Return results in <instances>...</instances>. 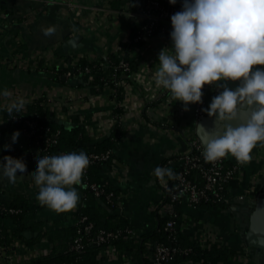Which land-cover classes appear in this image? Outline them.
Returning a JSON list of instances; mask_svg holds the SVG:
<instances>
[{"label": "crops", "instance_id": "crops-1", "mask_svg": "<svg viewBox=\"0 0 264 264\" xmlns=\"http://www.w3.org/2000/svg\"><path fill=\"white\" fill-rule=\"evenodd\" d=\"M135 1L0 0V92L10 93L8 97L0 95V126L5 123V109L11 100L22 98L31 104L44 97L60 123L71 126L75 124L72 119L78 118L92 145L111 137L113 159L99 171L100 179L117 191L112 212L127 219L139 231L136 239H140L155 231L166 214V195L154 169L188 149L189 139L197 137V119L194 104L185 111L183 102L155 84L158 53L171 47V39L170 35H155L133 42L137 23L133 14L137 12L130 9ZM76 35H81V42L72 43ZM113 52L128 56L135 66L127 80L120 78L119 85L114 84L118 78H113L108 65ZM82 59L103 64V86H89L91 81L80 74L68 76V70ZM257 67L264 65L253 66ZM236 83L229 82V86ZM118 129L120 133L114 136ZM251 156L250 161L241 163L240 174L230 184V194L235 198L228 208L194 207L185 199L178 203L181 228L193 240L200 244L209 239L210 245L238 252L222 264H264V254L243 239L245 217L263 194L264 143H258ZM26 169L28 175L14 186L0 181V200L26 194L39 203L38 188L30 181L36 170ZM73 187L81 198L77 207L59 212L43 205L35 214L42 232L26 230L28 242L14 239L9 252L0 246V264H20L47 255L55 246L59 248L43 231L74 225L80 209L90 204L82 187ZM93 204L99 206L102 201L97 198ZM6 226L13 228L9 220ZM156 242L155 238L144 242L140 254L144 264L153 263ZM115 251V256H99L100 263L122 264L127 254L130 263L139 264L130 251Z\"/></svg>", "mask_w": 264, "mask_h": 264}, {"label": "clouds", "instance_id": "clouds-1", "mask_svg": "<svg viewBox=\"0 0 264 264\" xmlns=\"http://www.w3.org/2000/svg\"><path fill=\"white\" fill-rule=\"evenodd\" d=\"M175 5L177 0H169ZM171 47L158 53L155 84L183 102L203 103L202 89H219L202 111L214 126L195 123L204 159L216 161L228 154L239 162L252 159V150L264 143V0H182L181 10L170 17ZM229 82H238L230 87ZM0 95L8 97L7 90ZM22 98L11 100L8 113L25 109ZM2 123V122H0ZM70 130V125H69ZM21 139L11 136L15 146ZM8 146H5V150ZM30 176L38 188L41 205L64 212L77 207L80 194L74 185L82 183L90 164L83 150L43 155ZM157 177H171V168L157 166ZM28 175L23 162L0 159V181L15 185Z\"/></svg>", "mask_w": 264, "mask_h": 264}, {"label": "trees", "instance_id": "trees-1", "mask_svg": "<svg viewBox=\"0 0 264 264\" xmlns=\"http://www.w3.org/2000/svg\"><path fill=\"white\" fill-rule=\"evenodd\" d=\"M146 0H136L131 4V11L140 13L144 10ZM139 25L133 28V35L138 30ZM121 57H124L130 62L131 73L134 72L135 66L131 62L128 56H122L121 52H113L108 56L110 70L116 74V79L120 81L127 80L130 73L125 72L122 69H116L115 65H118ZM100 62H92L88 60H79L72 68V73L78 74L77 69H84L89 66L92 69V77H84L90 80L89 86L102 85L106 82L103 75V68ZM115 84V82H114ZM215 94L212 92H206V108L211 102L212 97ZM121 97V96H120ZM26 107L22 111V120L12 119L14 115H18L20 112L6 113L5 123L0 126V159L4 157H10L15 162H23L24 166L30 170H36L37 160L36 157H30L33 146L37 141L41 143L48 137H51L55 142H52L49 146V152L51 154H56L61 151H79L83 150L87 154L91 152H101L104 150L112 149L113 140L111 137L96 145H92L90 142V136L86 133L85 126L80 125L78 118H73L72 121L74 125L69 126L65 123H60L56 117V111L49 107L50 103L44 97L36 99L31 104H25ZM195 105V104H194ZM206 113V112H205ZM207 115V113H206ZM24 117L36 120L40 126L48 128V132L38 131L34 136H27L23 133L26 124L24 123ZM14 133H18L21 139L17 142L15 146L12 145L11 136ZM120 133H114V136ZM39 134H43V139L37 138ZM8 149L5 150V146ZM30 157V158H28ZM113 159V158H112ZM111 159V160H112ZM110 160V161H111ZM110 161L96 162L89 166L88 175L92 181L101 183L99 171ZM82 187V191L86 194V197L90 204L83 206L78 217L85 215L88 217L86 223H92L94 226V231H99L101 229L106 231L117 230L120 228L130 227L131 223L117 214L113 213L112 210L116 208V203L109 204L105 195L97 197L95 193L88 187L84 185V174L82 177V183L79 185ZM114 192V200L117 199V191L108 189ZM229 195V188L226 191ZM97 198L101 199L102 204L99 206H94L92 203H96ZM0 203L7 205L8 207H13L19 209V213L11 214L0 211V246L9 252L12 248L14 239H21L24 242H28L25 238L24 232L28 229L30 230H42L41 223L35 218L36 212L44 207L40 203L32 201L26 194H17L10 200H0ZM103 205V206H102ZM213 207L228 208L229 203L225 201H219L213 205ZM177 213V221L179 222L181 214V206L178 203L174 205ZM12 222L13 228L10 230L6 226V221ZM77 227L75 225L64 226L54 228L52 230L43 231L44 234L48 235L50 240H53L59 245V248L55 246L54 250L43 257H37L32 260V264H101L99 261V253L103 246H112L121 251H130L138 259L139 264H144L140 254L145 248V241L147 239L155 238L156 241H163L171 246H177L179 249H190L187 254L178 252L175 255V259L170 264H188L190 262H197L199 264H222L228 260H231L237 255V251L231 247L220 246L218 244H212L208 247H203L195 240H193L189 235H187L181 228L180 223H177L175 228V238H168V232L165 230V218L161 220L158 228L155 231L145 234L144 237L140 239L136 238H117L111 239L106 245L99 247L98 245L85 243L83 248L75 251L70 250V244L73 242L76 236ZM42 232V231H41Z\"/></svg>", "mask_w": 264, "mask_h": 264}, {"label": "built area", "instance_id": "built-area-1", "mask_svg": "<svg viewBox=\"0 0 264 264\" xmlns=\"http://www.w3.org/2000/svg\"><path fill=\"white\" fill-rule=\"evenodd\" d=\"M181 6L182 0H177L175 5L170 4L169 0H146L144 10L140 13L133 14V17L137 21L136 24L139 25L138 30L133 35V42L140 43L155 35H170L172 27L170 17L175 12L180 11ZM102 68H104L103 65ZM115 68L122 69L131 74L130 62L124 57H121L120 62L118 65H115ZM77 71L78 74L83 77L84 74L89 77H92L93 74L89 66H86L84 69L78 68ZM110 72L113 78H115L116 74L111 70ZM67 74L68 76L74 75L70 69ZM119 83V80L115 81V85H119ZM202 91L204 92V96L202 97L203 103L194 105V114L197 120L206 115V113L202 111L203 108H206L205 93L210 91L216 95L219 89L211 85H205ZM22 116H25V114L20 112L18 115H14L12 119L21 121ZM24 123L26 127L23 133L27 136H34L38 131H49L48 128L40 126L36 120L28 117H24ZM43 137V134H39L37 138L43 139ZM52 142H55V140L51 137L46 138L42 143L37 141L30 155L39 159L40 156L43 155H57L67 152L61 151L56 154H51L48 149ZM203 153L204 148L199 138L192 137L188 141V149L186 151L166 159L161 165L171 168L174 173L171 177H157V182L161 186L164 195H166L164 210L166 212L165 230L168 232V238H175V228L177 223H180V221L178 222L176 219L177 213L174 207L175 203H181L182 200L185 199L190 206H211L219 201H225L231 204L235 198L230 192L229 195H226L228 194L226 191L230 187L232 181L240 174L242 170L241 162L232 160L228 155L216 161H206ZM87 155L90 160L89 166H91L96 162L110 161L113 158V150L108 149L101 152H91ZM89 166L84 171V185L90 188L97 197L105 195L107 202L113 205L116 202L114 200L115 194L113 191L108 190L112 188L106 185L105 182L98 183L92 181L88 175ZM238 197L242 198L243 196L239 195ZM0 211L17 214L20 210L0 203ZM87 219L88 217L85 215H81L76 219L74 223L77 227L76 236L70 244V250L78 251L83 248L85 243L102 247L106 245L107 242H110L111 239L140 237L139 231L132 226L112 231L103 229L94 231L93 224L91 222L86 223ZM207 240L209 239L200 241V245L208 247L211 243H207ZM189 251L190 249H179L177 246H171L166 242L157 241L153 247L152 264H170L175 259V255L178 252L187 254ZM109 254L115 256V248L112 246H103L99 256H108ZM122 260L124 262H122V264H132L127 254ZM6 264H13V262L8 261ZM20 264H32V260Z\"/></svg>", "mask_w": 264, "mask_h": 264}, {"label": "water", "instance_id": "water-1", "mask_svg": "<svg viewBox=\"0 0 264 264\" xmlns=\"http://www.w3.org/2000/svg\"><path fill=\"white\" fill-rule=\"evenodd\" d=\"M73 40L72 43L81 42V35H76ZM196 123H201L208 128L214 126L213 119L208 115L201 117ZM195 132L197 138H199L197 128ZM245 228L246 231L243 233L244 241L247 245L264 254V188L262 196L256 200L250 214L245 217ZM28 234L29 232H27Z\"/></svg>", "mask_w": 264, "mask_h": 264}]
</instances>
